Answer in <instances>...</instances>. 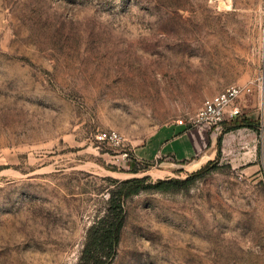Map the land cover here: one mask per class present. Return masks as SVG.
<instances>
[{"label": "rangeland", "instance_id": "1", "mask_svg": "<svg viewBox=\"0 0 264 264\" xmlns=\"http://www.w3.org/2000/svg\"><path fill=\"white\" fill-rule=\"evenodd\" d=\"M230 84L241 113L192 127ZM135 176L191 180L126 200L110 264H264V0H0V264H77Z\"/></svg>", "mask_w": 264, "mask_h": 264}, {"label": "trees", "instance_id": "2", "mask_svg": "<svg viewBox=\"0 0 264 264\" xmlns=\"http://www.w3.org/2000/svg\"><path fill=\"white\" fill-rule=\"evenodd\" d=\"M220 152V140L218 141ZM191 178L159 179L152 182L149 176L113 179L109 189L108 207L89 227L86 242L77 264H110L116 254L121 232L126 221V200L145 190L172 191L190 183Z\"/></svg>", "mask_w": 264, "mask_h": 264}, {"label": "built area", "instance_id": "3", "mask_svg": "<svg viewBox=\"0 0 264 264\" xmlns=\"http://www.w3.org/2000/svg\"><path fill=\"white\" fill-rule=\"evenodd\" d=\"M249 84H230L222 91L204 99L201 107L192 119L191 126L220 131L241 113L239 100L252 92ZM179 124H184L183 120ZM101 139L119 143L121 135L116 130L100 133Z\"/></svg>", "mask_w": 264, "mask_h": 264}, {"label": "crops", "instance_id": "4", "mask_svg": "<svg viewBox=\"0 0 264 264\" xmlns=\"http://www.w3.org/2000/svg\"><path fill=\"white\" fill-rule=\"evenodd\" d=\"M177 126V125H176ZM179 127H182V126H179ZM184 128V127H183ZM185 129V131H187L188 133H190L191 131V128H184ZM159 132H160V130H159ZM158 134V133H157ZM156 136V135H155ZM209 145H211V151H203L202 149H196V152H195V150H194V156H192L191 158L190 157H185L184 159H182L181 161H183L182 163H177L176 165H174V164H172V163H170L168 166L170 167V168H175V169H182V168H187L188 166H190V167H193V168H195V167H199V166H201V165H203V164H205V162L209 159V158H211L212 157V155L215 153V151H216V146H215V143L213 142V141H211L210 139H209ZM142 147H143V145H142ZM206 155L207 154V158H204L201 162H198V163H196V164H193V162H195L196 160H198V159H194L195 157H201V156H203V155ZM141 156V155H140ZM171 156L173 157V152H170V154H169V157L168 158H171ZM174 156H175V154H174ZM141 157H143V156H141ZM153 159H163L164 157L162 156V154L159 152V151H155L154 152V154H153V157H152ZM166 159V158H164L165 160H169V159ZM185 161H186V163H185ZM190 161V162H189ZM168 163V162H167ZM188 164H191V165H188ZM189 168V167H188Z\"/></svg>", "mask_w": 264, "mask_h": 264}]
</instances>
